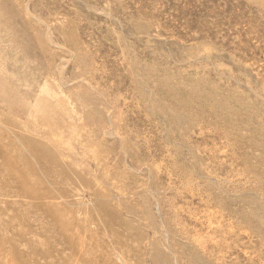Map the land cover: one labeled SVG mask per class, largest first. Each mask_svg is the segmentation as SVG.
<instances>
[{"label": "rangeland", "instance_id": "1", "mask_svg": "<svg viewBox=\"0 0 264 264\" xmlns=\"http://www.w3.org/2000/svg\"><path fill=\"white\" fill-rule=\"evenodd\" d=\"M0 264H264V0H0Z\"/></svg>", "mask_w": 264, "mask_h": 264}]
</instances>
